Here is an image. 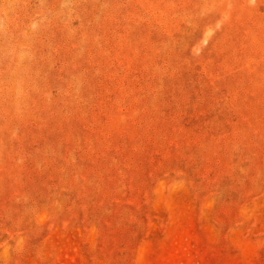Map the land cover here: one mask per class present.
I'll return each mask as SVG.
<instances>
[{"label": "rangeland", "instance_id": "1", "mask_svg": "<svg viewBox=\"0 0 264 264\" xmlns=\"http://www.w3.org/2000/svg\"><path fill=\"white\" fill-rule=\"evenodd\" d=\"M0 264H264V0H0Z\"/></svg>", "mask_w": 264, "mask_h": 264}]
</instances>
